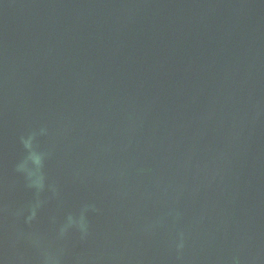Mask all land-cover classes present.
<instances>
[{
    "label": "water",
    "instance_id": "1",
    "mask_svg": "<svg viewBox=\"0 0 264 264\" xmlns=\"http://www.w3.org/2000/svg\"><path fill=\"white\" fill-rule=\"evenodd\" d=\"M0 264H264V0H0Z\"/></svg>",
    "mask_w": 264,
    "mask_h": 264
}]
</instances>
